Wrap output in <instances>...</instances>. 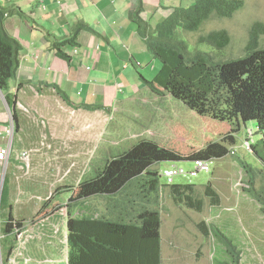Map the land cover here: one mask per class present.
<instances>
[{
    "label": "crops",
    "instance_id": "1",
    "mask_svg": "<svg viewBox=\"0 0 264 264\" xmlns=\"http://www.w3.org/2000/svg\"><path fill=\"white\" fill-rule=\"evenodd\" d=\"M182 1L0 0V6L7 11L4 28L21 46L19 67L9 90V94L15 96L14 107L8 105L5 94L0 91V149H8L6 161L0 162V195L6 180L0 230L11 220L14 229L20 228L27 241L35 232L36 237L31 244H48L49 253L43 249L31 252L30 263L68 264L66 223L69 216L91 220L105 217L107 221L124 226V234H109L107 230L103 234L96 230L95 237L105 244H113L116 251L111 259L100 253L94 255L91 264L164 263L163 214L169 210L164 203L173 202L168 188L160 183L157 188L154 182L149 186L145 184L150 190L147 195L144 184L132 181L127 188L129 194L121 199L119 193L104 198L97 196L106 202L105 211L82 200L76 201L77 205L74 202L65 213L58 207L66 205L69 200L71 202L74 189L67 183L57 185L51 182L59 178V167L65 154L55 155L41 150L31 156L30 171L23 170L19 155L39 147L45 133L48 142L56 146L62 144L66 137L69 139L67 144L72 145L71 151L77 154L82 145L77 138L79 134L74 131L83 122H92L107 113L116 114L121 111V106L128 103L133 102L130 107L142 104L137 97L139 87L136 82L141 77L150 78L154 70L147 72V68L154 59L147 52L137 27L141 24L146 26L147 32H152L157 23L179 8L178 3ZM77 24H86L92 31H81L71 42ZM52 44L59 45L65 58L57 55L51 48ZM131 71H136L139 77ZM96 107L100 109H90ZM69 109L76 111L74 121L69 120ZM100 124L103 123L96 124V127ZM105 128L108 137L113 136L118 127L109 123ZM70 158L77 157L73 155ZM140 187L144 188L142 193L136 190ZM66 194H69L67 198ZM59 195L63 200L53 202ZM219 196L222 204L218 208L236 203L235 196L233 201L225 199L222 193ZM144 209L149 213L159 212L158 238L152 233L153 219L150 214L145 216L142 213ZM39 215L43 218L34 221ZM197 225L192 221V229L186 231L187 226L181 224L170 231L181 245H173L167 250L173 264L189 259L182 253L172 256V252L194 256L198 250L202 258L197 264L201 263L203 253L198 245L204 237ZM190 234L195 240L193 243ZM236 252L240 253L239 250Z\"/></svg>",
    "mask_w": 264,
    "mask_h": 264
},
{
    "label": "rangeland",
    "instance_id": "2",
    "mask_svg": "<svg viewBox=\"0 0 264 264\" xmlns=\"http://www.w3.org/2000/svg\"><path fill=\"white\" fill-rule=\"evenodd\" d=\"M194 2L195 0H183L178 4L181 8H187L193 5ZM256 24L259 25L256 29L260 33L256 36L255 42L259 49H264V0H244L243 7L230 18L219 19L212 17L201 26L197 33H183V37L189 43L191 50L194 47L197 48V51L209 52L205 45L197 43L198 38L215 31H224L229 39V45L224 50L219 51L220 53H212L213 57L216 60L223 61L236 60L245 57V53L254 37L253 27ZM160 68L161 64L159 61L153 60L148 65L147 72H150V70L154 71L150 78L145 76L146 79L152 80ZM131 72L139 77L136 71ZM136 85L139 87L136 90L137 97L142 104L136 105V107H130L133 102L125 104L120 107L121 111L116 114H103L101 117L92 120V122H83L81 127H77L74 132L79 134L77 138L80 139L82 145L79 153L75 154V152L71 151L72 145L67 144L69 139L67 140L66 137V140L63 139L62 144L56 146L48 142V135L45 133L42 136L39 147L24 151L30 152V161L28 169L23 163V170H31V156L41 150L55 155L64 156L65 154V158L59 167L60 176L57 180H51V182L53 181L57 185H62L61 183L69 184L74 189L71 197L76 198L77 188H80L84 181L94 177L108 159L129 150L139 141H152L181 154L198 152L209 144L220 143L228 150H234L235 156L228 155L221 159L211 160L209 173H200L196 177H190L189 175L178 176L174 179L173 185H194L200 191L210 183L214 191L222 193L225 199L229 198V200H232V192L241 194V197L236 195V203H232L229 208L222 206L220 208L222 209L221 212L209 206L208 200L205 202L206 204L201 213H196L183 206L178 207L174 202L166 203L165 201L164 204L168 205L169 210L163 214V264H173L167 254V250L170 247L173 245L181 247L179 242L170 234V231L181 224L187 226V231L188 228H191L190 224L192 221L195 226L197 223L205 222L212 230L211 235L204 238L201 244L198 245L203 253V259L199 264H231L230 257L226 255L227 252L225 251L229 246L227 244L223 245V242L220 243L221 241L219 240L222 236L226 238V243L241 251L242 254L239 253L238 257L235 256L236 261L240 260L239 264H264V214L262 215L257 207L260 204V200H255L252 195L246 192V190L252 191L264 201V152L262 146H260L261 135L255 122L249 121L245 125L240 124V129L233 133L235 141L230 140L228 142L226 137L232 129L229 123L198 116L185 104L169 95L163 97L154 95L148 85L140 78L137 79ZM149 98L152 99L148 100ZM146 101L147 104L145 105ZM100 122L103 124L96 127V124ZM87 123H94L95 126L93 129L84 130ZM109 123L118 128L113 131L115 133L113 136L107 137L105 127ZM65 131V135H67L68 131ZM250 131L253 133L249 137H253L255 153L253 150L252 153H248L240 147L242 140L246 138V133L250 134ZM106 139L108 141H105ZM73 155L77 158H70ZM172 165L183 168L186 173H189L192 170L193 162H163L157 164L154 171L161 173ZM240 171H242L243 177L239 176ZM249 173L252 174L250 178L245 177ZM165 181L163 177H158V182L161 185H165ZM242 185L248 188L244 189L241 187ZM68 195L66 194V198ZM62 200L63 196L59 195L53 199V202H61ZM83 200H87L88 204L95 205L102 211L107 210L106 202L97 196L85 197ZM73 203L69 200L66 205L58 207L59 211L62 208L65 213L66 210L68 212L70 205ZM41 218L43 216L39 215L34 218V221ZM15 228L18 229V227ZM34 233L33 237L26 241L25 250L23 251V256L29 259H32L30 258V253L33 251H39V249H43L48 253L50 251V247L46 248L48 244L30 243L36 237H34ZM2 234L1 232V247L3 249L1 255L5 259L8 244L3 242ZM157 235L159 237V232ZM190 237L191 243H193L195 240L192 234H190ZM12 238L11 243H14L13 248H15L17 243L13 234ZM48 243L53 244L54 242ZM181 253L189 260L181 259L179 264H187L194 261L197 264L199 259L202 258L199 250L195 252L194 256L179 251L172 252V256L180 255ZM235 253L238 254L237 252Z\"/></svg>",
    "mask_w": 264,
    "mask_h": 264
},
{
    "label": "trees",
    "instance_id": "3",
    "mask_svg": "<svg viewBox=\"0 0 264 264\" xmlns=\"http://www.w3.org/2000/svg\"><path fill=\"white\" fill-rule=\"evenodd\" d=\"M243 4L244 0H195L194 4L187 8H175L167 18L156 24L152 32H147L146 26H142L137 21L139 24L137 31L144 39L147 52L161 64L160 70L152 80L143 77L141 80L158 97L169 95L185 104L198 116L229 123L232 129L226 137L228 142L235 141L233 133L240 129V124L255 122L262 137L260 146L264 152V49H259L255 42L256 36L260 33L256 29L259 25L253 27L254 37L245 57L236 60L223 61L213 57L212 53H220L219 51L229 45V39L224 31H215L198 38L197 43L205 45L209 52H200L194 47L191 50L189 43L183 37V33H197L212 17L230 18L243 7ZM6 16L7 11L0 6V91L5 94L8 105L14 107L15 96L9 94V90L11 80L16 78L21 46L7 34L4 28ZM81 31H92V29L86 24H77L71 42ZM51 48L58 56L65 58L58 44H52ZM12 117L13 120L16 119L14 109ZM253 151L255 153L254 147ZM227 153L228 149L220 143L209 144L198 152L181 154L152 141H139L129 150L108 159L94 177L84 181L80 188H77L76 198H71V202L83 200L85 197H105L118 193L121 199L122 196L129 194L127 188L132 181L136 184H144L145 193L148 195L150 190H147L145 184L149 186L154 182L155 187H158V173L151 172V167L155 164L193 160L211 161L221 159ZM144 172L146 174L142 175ZM196 188L194 185L168 187L170 198L178 207L183 206L201 213L207 200L211 207L220 205L219 196L210 183L200 191ZM5 190L6 180L0 195V209L4 207ZM136 190L142 193L144 188L140 187ZM248 192L252 193V191ZM252 196L255 200H260L255 194ZM259 203L260 211L264 214V202L260 200ZM77 204L75 202L74 205ZM148 211L144 209L142 213L145 216L150 214L154 224L151 226L152 233L158 237L159 212ZM66 227L68 264H91L93 256L98 253L105 255L104 258H112L116 251L115 246L99 241L95 237L96 230L103 234L106 230L109 234L125 233L122 229L123 225L112 220L107 221L105 217L91 220L69 216ZM197 228L205 237L212 232L204 222L198 223ZM13 230L11 220L1 229L3 242L8 244L2 264H6L14 246V243H11ZM219 240L223 245L229 246L225 251L230 257L231 264H239L240 260H235V256H239V253H235L236 248L226 243L224 236Z\"/></svg>",
    "mask_w": 264,
    "mask_h": 264
},
{
    "label": "built area",
    "instance_id": "4",
    "mask_svg": "<svg viewBox=\"0 0 264 264\" xmlns=\"http://www.w3.org/2000/svg\"><path fill=\"white\" fill-rule=\"evenodd\" d=\"M69 120L75 118L76 111L74 109H69ZM95 124L93 123H87L84 130H90L93 129ZM8 155V149L2 148L0 149V162L3 163L6 161ZM20 161L25 164V167L28 169V164L30 161V152H22L19 155ZM209 171V164L205 161L197 160L194 162V168L189 173H186L182 168L179 167H171L170 169H167L163 172V176L166 179V183L168 185H171L174 181V179L177 176H187L195 177L198 173H208ZM14 235L16 237V247L13 248L7 262L8 264H18L19 260H22L24 264H27L30 260L23 256V251L25 250V244H26V238L24 232L20 229L14 230ZM2 237L0 234V243H1ZM1 250V248H0ZM1 254V253H0ZM0 264H2L1 255H0Z\"/></svg>",
    "mask_w": 264,
    "mask_h": 264
},
{
    "label": "clouds",
    "instance_id": "5",
    "mask_svg": "<svg viewBox=\"0 0 264 264\" xmlns=\"http://www.w3.org/2000/svg\"><path fill=\"white\" fill-rule=\"evenodd\" d=\"M257 127V126H256ZM258 129V128H257ZM259 132V131H258ZM251 133H252V131H250V134H248V133H246V138L245 139H243L242 140V143L240 144V147H242L245 151H247L248 153H252V150H253V145H254V142H253V137L251 136V137H249L250 135H251ZM253 134V133H252ZM261 135V134H260ZM261 139H262V137H261ZM232 142V141H231ZM250 147H251V150H250ZM235 151L234 150H228V153H227V155L226 156H228V155H230V156H235ZM195 161H197V160H193V161H191V162H193V167H192V170H193V168H194V162ZM202 161V160H201ZM205 162H207L208 164H209V166H210V161H206L205 160ZM157 164H155L154 166H152L151 168V171H154V169H156V166ZM171 167H178V166H176V165H172V166H170V167H168V168H166V169H164L161 173L160 172H157L158 173V176H160V177H163L164 178V176H163V172L165 171V170H167V169H170ZM180 168V167H179ZM183 169V168H182ZM191 170V171H192ZM209 173V172H208ZM198 174H200V173H198ZM197 174V175H198ZM252 174L251 173H249V175L248 174H246L245 175V177H249L250 178V176H251ZM240 177H243V173H242V171H240V175H239ZM178 177V176H177ZM184 177V176H183ZM196 177V176H195ZM165 179V178H164ZM166 180V179H165ZM174 182V181H173ZM159 183V182H158ZM173 185V183L171 184V185H168L167 183H166V181H165V185H163L164 187H166V188H168L169 186H172ZM162 186V187H163ZM241 187H243L244 189H247L248 187L247 186H245V185H242ZM169 190V189H168ZM249 190H246V192L249 194V192H248ZM217 192V191H216ZM217 194H218V196H219V193L217 192ZM232 194V197H236V195H239L240 197H241V194H237V193H235V192H232L231 193ZM255 193H251L250 195H254ZM260 200H261V198L257 195V194H255ZM219 199H220V205L219 206H216V207H214V208H216V209H218L219 210V212H221L222 211V209H220V208H218V207H220L221 206V198H220V196H219ZM236 200H237V198H236ZM231 201H233V198H232V200ZM262 201V200H261ZM262 202H264V201H262ZM233 203V202H232ZM231 203V204H232ZM231 204L229 205V206H231ZM229 206H227V208H229ZM257 207L259 208V211H260V208H261V206L260 205H257ZM262 215H263V213L262 212H260ZM264 216V215H263ZM201 223V222H200ZM205 223V222H204ZM207 225V224H206ZM15 230V229H14ZM14 230H13V232H14ZM199 230V229H198ZM200 232V231H199ZM0 234H1V230H0ZM200 234L202 235V233L200 232ZM209 235H211V233H209ZM209 235L207 236V237H209ZM203 236V235H202ZM204 238H207V237H205V236H203ZM0 248H1V250H0V253H2V247H1V243H0ZM13 250V249H12ZM12 250H11V252H12ZM11 252H10V254H11ZM235 252H236V249H235ZM10 254H9V256H10ZM240 254H242L241 253V251H240ZM1 255V254H0ZM9 256L7 257V260H8V258H9ZM27 258V257H26ZM29 259V258H28ZM1 260H3V256L1 255ZM30 261L28 262V263H30L31 262V259H29ZM18 263H23V261L22 260H19L18 261ZM27 263V264H28ZM6 264H8V262H6ZM24 264V263H23Z\"/></svg>",
    "mask_w": 264,
    "mask_h": 264
}]
</instances>
